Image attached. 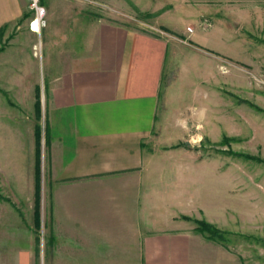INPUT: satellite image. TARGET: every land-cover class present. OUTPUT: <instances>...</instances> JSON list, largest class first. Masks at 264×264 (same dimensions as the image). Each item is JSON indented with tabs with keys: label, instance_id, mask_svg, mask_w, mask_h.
<instances>
[{
	"label": "crops",
	"instance_id": "0c3cea01",
	"mask_svg": "<svg viewBox=\"0 0 264 264\" xmlns=\"http://www.w3.org/2000/svg\"><path fill=\"white\" fill-rule=\"evenodd\" d=\"M42 4L38 36L27 0H0V189L32 198L33 226L36 208L41 224L43 142L44 264H253L184 219L213 223L193 190L178 191L170 157L147 148L168 43L99 17L83 0Z\"/></svg>",
	"mask_w": 264,
	"mask_h": 264
},
{
	"label": "rangeland",
	"instance_id": "374dc122",
	"mask_svg": "<svg viewBox=\"0 0 264 264\" xmlns=\"http://www.w3.org/2000/svg\"><path fill=\"white\" fill-rule=\"evenodd\" d=\"M83 3L101 18L168 43L158 116L147 148L170 157L178 191H194L196 208L204 207L205 215L226 232L231 252L264 264V163L253 160L264 159V112L240 101L264 110V0ZM39 86L44 113V84ZM40 123L43 128V118ZM224 135L234 139L221 141ZM178 143L183 145L170 147ZM46 151L42 142L38 230L32 198L22 200L1 186V195L14 206L0 200V264H44Z\"/></svg>",
	"mask_w": 264,
	"mask_h": 264
},
{
	"label": "trees",
	"instance_id": "16d2710c",
	"mask_svg": "<svg viewBox=\"0 0 264 264\" xmlns=\"http://www.w3.org/2000/svg\"><path fill=\"white\" fill-rule=\"evenodd\" d=\"M41 3H42V0H41ZM166 32H169L167 31L166 29H164ZM171 33V32H170ZM2 48H0L1 50ZM37 107H38V114H39V97L37 98ZM241 102H246L249 104V106H251L252 108L256 109L257 111H262L264 112L263 109H261L259 106L253 104V103H250L249 101H245L243 99H240ZM35 136H36V144H37V149H38V155H39V147H40V128L39 126L36 127L35 129ZM234 139L233 137H230V136H227V135H224L222 137V140L221 141H224V142H229L230 140ZM45 145L47 146V139H45ZM183 144L182 143H178L176 145H174L173 147H179V146H182ZM236 155H238L236 153ZM259 158V157H257ZM255 160L256 162L258 163H264V159H253ZM3 199H5V197H1ZM184 219H187V220H192L193 223L195 224V231H197L198 233L202 234L205 238L209 239V240H212L214 242H217L219 244H221L222 246L227 247V244L225 243L226 241V238H225V234L226 232L221 230L220 228H218L215 224L205 220L204 218H201V219H196V218H191V217H188V216H184ZM34 226H35V230H38L41 226L40 224V220H39V217H38V209L36 208L35 209V213H34ZM38 239H35V242H37ZM36 252L38 253V250L36 249ZM35 252V254H36Z\"/></svg>",
	"mask_w": 264,
	"mask_h": 264
},
{
	"label": "built area",
	"instance_id": "2783aa9c",
	"mask_svg": "<svg viewBox=\"0 0 264 264\" xmlns=\"http://www.w3.org/2000/svg\"><path fill=\"white\" fill-rule=\"evenodd\" d=\"M28 8L31 11V17L28 21V29L38 36L41 33V30L46 25V11L45 7L41 3V0H27ZM154 31L162 33L161 31L152 28ZM34 55L38 58H41L42 46L40 40L33 45Z\"/></svg>",
	"mask_w": 264,
	"mask_h": 264
}]
</instances>
